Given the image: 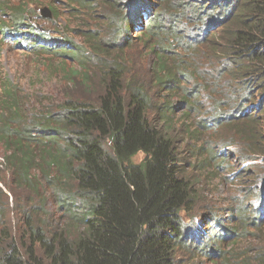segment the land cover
<instances>
[{
    "label": "trees",
    "instance_id": "obj_1",
    "mask_svg": "<svg viewBox=\"0 0 264 264\" xmlns=\"http://www.w3.org/2000/svg\"><path fill=\"white\" fill-rule=\"evenodd\" d=\"M121 1L113 0L112 11L105 15L116 32L111 43H105L114 46L136 32L134 36L146 42L155 39L150 48L157 57L155 87L164 92L162 96L181 95L192 114L200 109L194 105L199 89L186 87L193 79L182 66L186 61L180 58L166 67L162 54L169 51L164 46L167 38V46L171 43L175 49V44L182 47L178 42L183 39L189 45V37L178 33L180 25L186 24L183 19L198 34L210 19L204 32L210 38L221 27L222 34L210 48L223 59L218 73L227 85L230 76L240 84L257 79L264 86V0H126L123 5ZM19 6L0 7L1 13L9 9L12 14V25L0 35L13 40L14 46L59 56L71 66L57 70L64 73V83L39 101L41 110L33 104L34 111L28 110L27 102L21 105L12 81H1L6 100L0 101V139L8 145L4 157L15 184L40 203L22 212L15 231L0 219V264H174L178 247L206 256L210 253L202 251L208 241L239 238L236 230L212 218L210 226L219 229L210 236L199 226L183 222L182 212L191 217L194 187L186 173L188 163L181 162L171 135V116L179 106L186 108L184 102L163 100L156 106V94L161 93H150L141 83H127L128 72L116 60L117 53L110 61L100 57L108 53L101 40L91 34L89 55L73 39L55 38L38 29L32 17L40 15L27 9L30 20ZM50 10L57 15L53 7ZM92 61L99 64L95 80L90 77ZM222 116L208 117L197 128L233 122L234 116ZM257 116L244 115L243 124H257ZM245 133L249 132L237 131ZM248 136L247 141H255L253 134ZM207 152V158L215 157ZM138 153L143 158L135 160ZM40 185L52 189L49 199ZM257 198L259 205L249 208L257 215L255 226L264 215V196ZM48 200L54 202L55 213L47 209ZM217 255L222 256L219 251Z\"/></svg>",
    "mask_w": 264,
    "mask_h": 264
},
{
    "label": "rangeland",
    "instance_id": "obj_2",
    "mask_svg": "<svg viewBox=\"0 0 264 264\" xmlns=\"http://www.w3.org/2000/svg\"><path fill=\"white\" fill-rule=\"evenodd\" d=\"M82 1L0 0V7L6 9L11 5L23 6L28 18L27 9L34 10L40 15L43 8H47L51 16L49 20L42 15H40L41 18L32 17V20H35L38 26L41 25V28L52 36L71 38L82 45L85 53L90 55L92 34L95 39L101 40L102 48L108 50V53L100 57L103 56V59L110 61L117 53L118 56L115 58L119 59L116 60H119L128 72L127 83L129 81L141 83L149 89L150 93L154 91L161 93V96L156 94L154 100L156 106L163 105V100L174 104L184 102L183 105L186 108L179 106L171 116V135L178 147L181 162L188 163L185 165L186 173L194 187L195 203L191 209V217L182 212L183 222L189 226H199L210 236L219 229V226H210L212 218L224 228L236 230L239 238H227L217 243L208 241L202 251L205 254L210 253L206 256L203 253H193L190 247H178L174 264H264L263 261H259V258L264 259V215L260 214L259 217L263 218V222L255 226L252 222H257V215L254 216V212L249 209L257 204L258 195L264 194V86L260 85L257 79L245 80L244 84H240L237 78L231 80L230 76H228L229 85H227V79L221 78L218 73V70L222 68L223 59H219L220 54L210 48L222 34L221 27L214 31L217 35L210 38V34L207 36L204 34L211 22L210 19L206 21L204 31L202 27L199 34L197 33L199 30L192 28V24H188L183 19L186 24L180 25L178 33L189 37V45L184 44L186 41L184 39L178 43L182 44L185 52L176 44V49L171 43L167 46L166 42H169L167 38L164 46L169 51L162 54L165 55L163 61L166 67L173 66L180 58L186 61L182 66L193 78L186 87L199 89L198 101L194 105L200 109L198 113L192 114V108L181 95L172 98L162 96L164 92L155 87L153 65L157 57L155 53L150 52V48L157 41L153 39L146 42L142 38L135 37L136 32L132 34L133 37L126 38L124 41L119 39L117 41L119 44L107 45L105 41L111 43L109 39H114L116 33L115 25L111 24V18L105 17L112 11L113 0H84V3ZM125 1H121V4L123 5ZM52 7L57 15L50 11ZM200 7L201 5L197 6V8ZM11 15L9 9L0 12V34L5 30L2 27L12 25ZM70 66L69 62L63 61L59 56L42 52L34 54L22 47L14 46L13 40L0 35V101L6 100L1 81L3 78H8L17 88L21 105L27 102L28 110L34 111L31 109L32 104L41 110L39 101H43L44 97L52 96V91L55 92L61 82L64 83V73H58L57 70L62 67L67 69ZM98 67L99 64L93 61L89 63L92 80H95L94 75ZM217 105L220 107L214 109ZM257 106H259L258 109ZM240 110H245L247 114L253 111L258 115V123L243 124L246 119L240 115L235 117L232 123L220 128H197V123L199 125L201 121L215 114L230 113L232 116L237 115ZM243 129L249 133L237 134V131ZM250 133L255 136L254 142L247 141ZM229 140L232 144L224 146V143ZM6 147L8 145L0 139V219L7 222L6 226L15 231L18 225L17 218L22 215V212L33 206L36 207L40 201L33 199L29 191L15 184L4 157L8 154L5 151ZM256 149L260 151L257 153L260 155L258 159L243 161L251 154L257 155L254 153ZM206 151L214 153L215 157L207 158L210 154L208 152L205 154ZM142 158L143 155L138 153L134 159ZM43 188L45 198L49 199L52 189L48 185H40V191ZM46 207L55 213L52 200H48ZM44 218L53 220L52 217ZM197 221L202 223L198 224ZM217 251L222 255L221 258L217 255Z\"/></svg>",
    "mask_w": 264,
    "mask_h": 264
},
{
    "label": "clouds",
    "instance_id": "obj_3",
    "mask_svg": "<svg viewBox=\"0 0 264 264\" xmlns=\"http://www.w3.org/2000/svg\"><path fill=\"white\" fill-rule=\"evenodd\" d=\"M50 11H51V10H50ZM40 15H41V14H40ZM42 17H44V16H42ZM50 17H51V16H50ZM50 17H45V18H48V20H49ZM35 25H36V27H37L38 29H40V30H45V29L41 28L40 26H38L36 23H35ZM4 28H8V27H4ZM6 38H7V37H6ZM240 113H242V114H240ZM245 113H246L245 110H240V111L237 112V115H232V117L234 116V118H235V117H239L240 115H242L243 118H244V115L247 114V113H246V114H245ZM250 113H253V111H251ZM220 115L222 116L223 113H220ZM224 115H226V114H224ZM224 115H223V116H224ZM223 116H222V117H223ZM227 116H231L230 113H227ZM231 120H234V119H231ZM224 146H230V145H225V144H224ZM251 158L254 159L253 157H249V158L243 159V161L249 160V159H251ZM256 159H258V158H256ZM243 161H242V162H243ZM260 195H263V196H264V194H260ZM257 199H258V198H257ZM256 203H257V204H256L255 206H258V205H259V204H258V200L256 201ZM255 206H252V207L254 208ZM199 224H201V221H199Z\"/></svg>",
    "mask_w": 264,
    "mask_h": 264
},
{
    "label": "water",
    "instance_id": "obj_4",
    "mask_svg": "<svg viewBox=\"0 0 264 264\" xmlns=\"http://www.w3.org/2000/svg\"><path fill=\"white\" fill-rule=\"evenodd\" d=\"M41 15L44 16V17H50V14L48 13L47 8H43V11H42Z\"/></svg>",
    "mask_w": 264,
    "mask_h": 264
}]
</instances>
